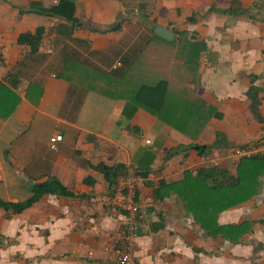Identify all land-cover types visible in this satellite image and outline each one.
<instances>
[{
	"label": "crops",
	"instance_id": "0c3cea01",
	"mask_svg": "<svg viewBox=\"0 0 264 264\" xmlns=\"http://www.w3.org/2000/svg\"><path fill=\"white\" fill-rule=\"evenodd\" d=\"M31 1L58 0H0V200L22 201L31 183L51 177L73 195L44 194L19 213L0 208V264H116L124 214L97 163H120L141 179L130 239L136 264H264V171L252 195L216 213L217 224L232 226L226 236L202 229L175 193L154 200L144 183L179 182L211 165L235 175L233 148L264 133V0H234L224 13L231 0H73L81 25L68 35L61 19L17 12ZM38 26L35 52L16 43ZM158 79L166 119L128 97ZM250 86L260 89L259 121ZM54 134L61 140L51 150ZM216 134L206 155L182 148L164 158ZM134 169H147L146 179Z\"/></svg>",
	"mask_w": 264,
	"mask_h": 264
},
{
	"label": "trees",
	"instance_id": "16d2710c",
	"mask_svg": "<svg viewBox=\"0 0 264 264\" xmlns=\"http://www.w3.org/2000/svg\"><path fill=\"white\" fill-rule=\"evenodd\" d=\"M235 3L234 0H231L229 7L218 11L222 13L232 11ZM235 10L236 12L239 11L237 7ZM17 12L19 14L36 12L61 19L62 22L69 24V29L65 33L66 35H68L74 27L81 25V22H79L73 15V0H58L57 3L48 7H43L38 2L31 1L26 8L19 7ZM57 25L54 26V29L60 34V29L59 27H56ZM117 27L118 25L116 24L112 28L115 29ZM43 32L44 28L38 26L33 32L19 33L16 38V43L25 44L29 47L30 52H35L41 38L43 37ZM67 70L68 65L65 63L61 70V74L65 73ZM108 83L110 86V82ZM166 88V82L162 79H158L151 84L142 83L138 85L128 97L132 106H139L160 119H166L162 113V107L165 103L166 97ZM259 91V88L250 86L245 92L249 99V110L252 116L258 121L262 120L258 111L259 98L257 94ZM213 115L216 114L213 113ZM216 135L215 142L212 144H189L187 146H179V148H172L166 151L164 158H168L177 152L178 149L182 148H192L198 155H206L212 147L218 144L220 135ZM235 164V175L229 174L224 168L211 165L193 170V173L185 171L183 173V178L179 182L162 183L161 181H158L153 186L145 180L148 174L147 169H134L133 173L139 174L145 180L144 183L147 186H151V193L154 200L161 201L164 194L171 191L178 196L182 201L184 208L191 213L193 221L202 229L207 230L211 234L221 233L226 236L227 229L232 226L217 224L215 222V215L221 209L238 203L254 193L257 188V178L264 171V154L239 157ZM91 167L101 172L103 179L108 185L107 188L109 191H113L116 176L125 171L124 165L120 163H114L112 165L97 163L91 165ZM28 189L29 196L26 199L17 202L0 200V208L4 211H10L11 213H19L37 201L44 194L56 196L73 195L71 191L53 177L47 178L41 182H33L29 185ZM211 205H213V210H210ZM230 240L231 242L236 241V239ZM1 244L2 242L0 241V245Z\"/></svg>",
	"mask_w": 264,
	"mask_h": 264
},
{
	"label": "built area",
	"instance_id": "2783aa9c",
	"mask_svg": "<svg viewBox=\"0 0 264 264\" xmlns=\"http://www.w3.org/2000/svg\"><path fill=\"white\" fill-rule=\"evenodd\" d=\"M61 140L60 134H54L48 138V147L51 150L56 148V143ZM237 157L264 154V133L259 134L252 142L243 146L233 148ZM140 178L121 172L115 178L111 203L123 211V237L121 243L113 247L116 264H136L131 254V236L134 234L135 225L133 217L136 213L137 204L134 201V192L140 182Z\"/></svg>",
	"mask_w": 264,
	"mask_h": 264
},
{
	"label": "water",
	"instance_id": "95a60500",
	"mask_svg": "<svg viewBox=\"0 0 264 264\" xmlns=\"http://www.w3.org/2000/svg\"><path fill=\"white\" fill-rule=\"evenodd\" d=\"M153 32L155 35L159 36L160 38L166 41H170L173 37V33L171 30L163 28L159 25H154Z\"/></svg>",
	"mask_w": 264,
	"mask_h": 264
},
{
	"label": "rangeland",
	"instance_id": "374dc122",
	"mask_svg": "<svg viewBox=\"0 0 264 264\" xmlns=\"http://www.w3.org/2000/svg\"><path fill=\"white\" fill-rule=\"evenodd\" d=\"M145 137H146V136L143 135V136H141V137L139 138V139H141L140 142H141L142 145H144V143H143V139H144Z\"/></svg>",
	"mask_w": 264,
	"mask_h": 264
}]
</instances>
